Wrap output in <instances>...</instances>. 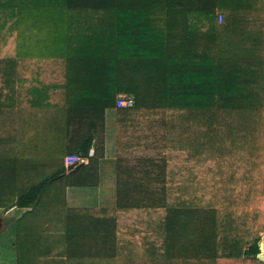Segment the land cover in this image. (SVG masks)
<instances>
[{
    "label": "trees",
    "instance_id": "1",
    "mask_svg": "<svg viewBox=\"0 0 264 264\" xmlns=\"http://www.w3.org/2000/svg\"><path fill=\"white\" fill-rule=\"evenodd\" d=\"M0 208L13 264H264V0H0Z\"/></svg>",
    "mask_w": 264,
    "mask_h": 264
},
{
    "label": "crops",
    "instance_id": "2",
    "mask_svg": "<svg viewBox=\"0 0 264 264\" xmlns=\"http://www.w3.org/2000/svg\"><path fill=\"white\" fill-rule=\"evenodd\" d=\"M263 8V5H262ZM112 111V114H109V111ZM107 116H106V160H112L116 157V130L113 135V138L111 140L110 135H108V123L114 120V125H116L115 119H113V116H115V110L109 109L107 110ZM96 141V140H95ZM104 164V160L102 162V165ZM104 169V168H103ZM102 171V169H101ZM104 177H101L100 181L103 182ZM105 189V188H104ZM102 187L99 185L97 186H70L67 188V203L69 207H98L103 205V202H105V194L102 193ZM107 195V193H106ZM104 196V198H103ZM0 211H2L0 215V224L3 225V229L11 230V225L14 221L15 217L18 216V214L21 212V210L17 208H11L9 210H4L3 208H0ZM5 213V214H4ZM8 226V227H7ZM13 261V258H12Z\"/></svg>",
    "mask_w": 264,
    "mask_h": 264
},
{
    "label": "built area",
    "instance_id": "3",
    "mask_svg": "<svg viewBox=\"0 0 264 264\" xmlns=\"http://www.w3.org/2000/svg\"><path fill=\"white\" fill-rule=\"evenodd\" d=\"M222 20V15H220V21ZM135 103V99L132 95L121 93L117 96L116 105L118 108L120 107H132ZM95 146L91 147L87 156H80L77 154L68 155L65 158V166L68 168L69 166H78L80 164H88L90 158L95 155Z\"/></svg>",
    "mask_w": 264,
    "mask_h": 264
},
{
    "label": "rangeland",
    "instance_id": "4",
    "mask_svg": "<svg viewBox=\"0 0 264 264\" xmlns=\"http://www.w3.org/2000/svg\"><path fill=\"white\" fill-rule=\"evenodd\" d=\"M111 112L112 111L110 110L109 111V114H112ZM113 119H115V116H113ZM115 130H116V125H114V120H113L112 123L111 122L108 123V135H110L111 140L113 138V135L115 133ZM1 213H2V211H0V215H1ZM2 228H3V225L0 227V240L2 238H4L9 233V231H10V229H7V230L3 229V230H1ZM262 242H264V233H263ZM13 256H14V251L13 250H7V249H4V248H2L0 246V264H13L12 263Z\"/></svg>",
    "mask_w": 264,
    "mask_h": 264
},
{
    "label": "water",
    "instance_id": "5",
    "mask_svg": "<svg viewBox=\"0 0 264 264\" xmlns=\"http://www.w3.org/2000/svg\"><path fill=\"white\" fill-rule=\"evenodd\" d=\"M83 164L78 165L76 168L81 167ZM72 166H69L68 168H71ZM1 227V224H0ZM260 250L261 252L258 254V258L264 261V242L260 243Z\"/></svg>",
    "mask_w": 264,
    "mask_h": 264
}]
</instances>
